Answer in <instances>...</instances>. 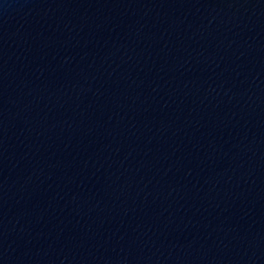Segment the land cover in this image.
Masks as SVG:
<instances>
[{"label":"water","instance_id":"95a60500","mask_svg":"<svg viewBox=\"0 0 264 264\" xmlns=\"http://www.w3.org/2000/svg\"><path fill=\"white\" fill-rule=\"evenodd\" d=\"M0 264H264V0H0Z\"/></svg>","mask_w":264,"mask_h":264}]
</instances>
